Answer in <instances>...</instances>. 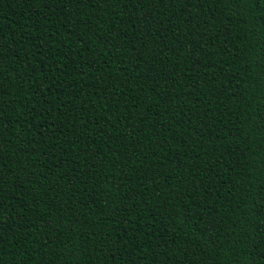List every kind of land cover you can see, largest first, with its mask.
Listing matches in <instances>:
<instances>
[{
    "label": "trees",
    "instance_id": "16d2710c",
    "mask_svg": "<svg viewBox=\"0 0 264 264\" xmlns=\"http://www.w3.org/2000/svg\"><path fill=\"white\" fill-rule=\"evenodd\" d=\"M0 264H264V0H0Z\"/></svg>",
    "mask_w": 264,
    "mask_h": 264
},
{
    "label": "snow or ice",
    "instance_id": "6c2138e0",
    "mask_svg": "<svg viewBox=\"0 0 264 264\" xmlns=\"http://www.w3.org/2000/svg\"><path fill=\"white\" fill-rule=\"evenodd\" d=\"M117 251H119V249H117Z\"/></svg>",
    "mask_w": 264,
    "mask_h": 264
}]
</instances>
